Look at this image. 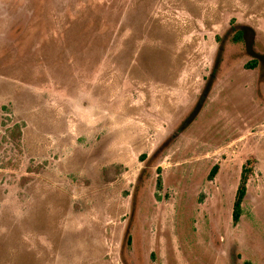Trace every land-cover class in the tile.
Returning a JSON list of instances; mask_svg holds the SVG:
<instances>
[{
  "label": "rangeland",
  "instance_id": "374dc122",
  "mask_svg": "<svg viewBox=\"0 0 264 264\" xmlns=\"http://www.w3.org/2000/svg\"><path fill=\"white\" fill-rule=\"evenodd\" d=\"M0 264H264V0H0Z\"/></svg>",
  "mask_w": 264,
  "mask_h": 264
},
{
  "label": "trees",
  "instance_id": "16d2710c",
  "mask_svg": "<svg viewBox=\"0 0 264 264\" xmlns=\"http://www.w3.org/2000/svg\"><path fill=\"white\" fill-rule=\"evenodd\" d=\"M243 33H244V31L242 29L236 28L235 31L233 32L232 36H231V39L234 41L241 40V39H243ZM216 37L218 38L219 36H216ZM220 50H221L220 48L217 49L216 57H217V55H220ZM256 63H257V60L253 59L248 63V65L249 66L250 65L255 66ZM211 72L213 73L212 74V77H213L216 70L212 69ZM210 84H211V80L207 83L208 88H209ZM217 167H218L217 164H214L212 166L210 173H209V177L214 175V173L217 170ZM250 172H251V167L247 166V164H244L242 167V170H241L239 183H238V186L236 188L235 197H234V201H233L232 218L234 221L238 220V218L240 217L241 211H242L241 203H242L245 191H246V181L248 178V174ZM160 182H161L160 176H157L156 185L159 186ZM127 241H130V234L127 236Z\"/></svg>",
  "mask_w": 264,
  "mask_h": 264
}]
</instances>
